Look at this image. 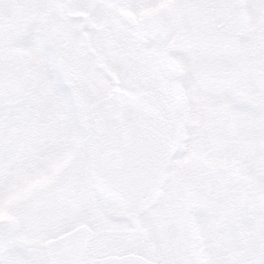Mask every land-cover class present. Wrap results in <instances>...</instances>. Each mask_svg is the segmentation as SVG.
<instances>
[{"label": "snow or ice", "instance_id": "6c2138e0", "mask_svg": "<svg viewBox=\"0 0 264 264\" xmlns=\"http://www.w3.org/2000/svg\"><path fill=\"white\" fill-rule=\"evenodd\" d=\"M0 264H264V0H0Z\"/></svg>", "mask_w": 264, "mask_h": 264}]
</instances>
